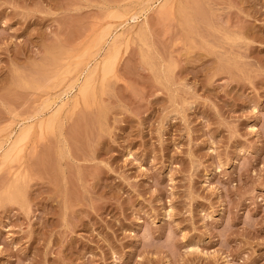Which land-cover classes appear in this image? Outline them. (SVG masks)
<instances>
[{
	"label": "rangeland",
	"instance_id": "1",
	"mask_svg": "<svg viewBox=\"0 0 264 264\" xmlns=\"http://www.w3.org/2000/svg\"><path fill=\"white\" fill-rule=\"evenodd\" d=\"M0 264H264V0H0Z\"/></svg>",
	"mask_w": 264,
	"mask_h": 264
},
{
	"label": "bare ground",
	"instance_id": "2",
	"mask_svg": "<svg viewBox=\"0 0 264 264\" xmlns=\"http://www.w3.org/2000/svg\"><path fill=\"white\" fill-rule=\"evenodd\" d=\"M124 33H125V32H124ZM120 35L122 36V34H120ZM118 38H120V37L118 36ZM112 43H113V42H112ZM113 44H114V43H113ZM111 45H112V44H110V48H112ZM115 45H116V43L114 44L113 47H115ZM119 45H120V44H119ZM118 48H119V47H118ZM111 52H112V51H111ZM116 55H117V54H116ZM115 57H116V56H115ZM116 58H117V57H116ZM108 59H109V58H108ZM105 66H106V65H105ZM45 112H46V111H45ZM38 116H39V115H38ZM28 124H29V123H28ZM31 125H32V124H31Z\"/></svg>",
	"mask_w": 264,
	"mask_h": 264
}]
</instances>
